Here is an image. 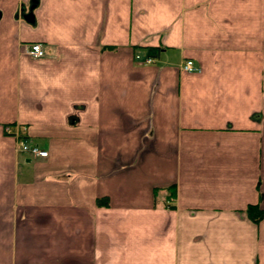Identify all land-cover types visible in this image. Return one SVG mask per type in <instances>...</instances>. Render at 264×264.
<instances>
[{
    "label": "crops",
    "instance_id": "1",
    "mask_svg": "<svg viewBox=\"0 0 264 264\" xmlns=\"http://www.w3.org/2000/svg\"><path fill=\"white\" fill-rule=\"evenodd\" d=\"M0 264H264V0H0Z\"/></svg>",
    "mask_w": 264,
    "mask_h": 264
},
{
    "label": "built area",
    "instance_id": "2",
    "mask_svg": "<svg viewBox=\"0 0 264 264\" xmlns=\"http://www.w3.org/2000/svg\"><path fill=\"white\" fill-rule=\"evenodd\" d=\"M25 52L33 57V58H40L43 57L44 55V51L42 49V46L40 43L35 42V43H31L26 47ZM139 56L136 55V59H138ZM142 63L147 64V63H151L152 62V58L151 57H145L144 59H140ZM181 68L183 71H194L196 70V67L193 64L192 60H185L182 65ZM22 130H24V127H20V130L18 131H14L12 130L11 126H6L5 127V131L8 133H13L16 137V144H17V150L23 153H27L31 156L34 157H46L47 156V151L44 149L39 148L37 145L34 144H29L27 143V141L24 139L23 135H22Z\"/></svg>",
    "mask_w": 264,
    "mask_h": 264
},
{
    "label": "trees",
    "instance_id": "3",
    "mask_svg": "<svg viewBox=\"0 0 264 264\" xmlns=\"http://www.w3.org/2000/svg\"><path fill=\"white\" fill-rule=\"evenodd\" d=\"M147 55L150 57H155L158 52V48L155 47H146ZM247 213L252 220L257 221L262 216L263 211L260 210L256 205H249L247 207Z\"/></svg>",
    "mask_w": 264,
    "mask_h": 264
},
{
    "label": "water",
    "instance_id": "4",
    "mask_svg": "<svg viewBox=\"0 0 264 264\" xmlns=\"http://www.w3.org/2000/svg\"><path fill=\"white\" fill-rule=\"evenodd\" d=\"M34 7V2H31V5L28 7L27 12H24L25 8L22 6L20 8L21 14L28 20L32 21V8Z\"/></svg>",
    "mask_w": 264,
    "mask_h": 264
}]
</instances>
